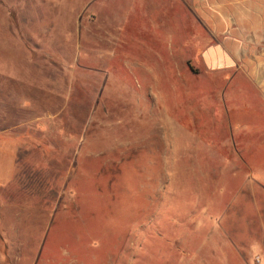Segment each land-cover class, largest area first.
<instances>
[{
  "label": "rangeland",
  "instance_id": "1",
  "mask_svg": "<svg viewBox=\"0 0 264 264\" xmlns=\"http://www.w3.org/2000/svg\"><path fill=\"white\" fill-rule=\"evenodd\" d=\"M141 7L0 0V264H264V103Z\"/></svg>",
  "mask_w": 264,
  "mask_h": 264
},
{
  "label": "crops",
  "instance_id": "2",
  "mask_svg": "<svg viewBox=\"0 0 264 264\" xmlns=\"http://www.w3.org/2000/svg\"><path fill=\"white\" fill-rule=\"evenodd\" d=\"M132 1L163 20L155 37L164 39V58L190 61L201 77H221L246 101L253 95L256 104L264 103V0ZM146 31L133 34L132 43L152 57L157 49L150 45L157 42Z\"/></svg>",
  "mask_w": 264,
  "mask_h": 264
},
{
  "label": "built area",
  "instance_id": "3",
  "mask_svg": "<svg viewBox=\"0 0 264 264\" xmlns=\"http://www.w3.org/2000/svg\"><path fill=\"white\" fill-rule=\"evenodd\" d=\"M257 262L259 263L260 262V259H257Z\"/></svg>",
  "mask_w": 264,
  "mask_h": 264
}]
</instances>
